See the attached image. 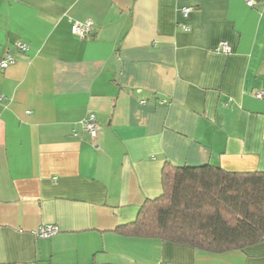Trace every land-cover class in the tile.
<instances>
[{
    "label": "crops",
    "instance_id": "0c3cea01",
    "mask_svg": "<svg viewBox=\"0 0 264 264\" xmlns=\"http://www.w3.org/2000/svg\"><path fill=\"white\" fill-rule=\"evenodd\" d=\"M6 55L0 264H264V242L212 254L115 232L162 194L165 164L264 172L263 0H0Z\"/></svg>",
    "mask_w": 264,
    "mask_h": 264
},
{
    "label": "trees",
    "instance_id": "16d2710c",
    "mask_svg": "<svg viewBox=\"0 0 264 264\" xmlns=\"http://www.w3.org/2000/svg\"><path fill=\"white\" fill-rule=\"evenodd\" d=\"M161 179L162 194L145 201L135 221L116 233L212 254L264 242V172L165 164Z\"/></svg>",
    "mask_w": 264,
    "mask_h": 264
},
{
    "label": "built area",
    "instance_id": "2783aa9c",
    "mask_svg": "<svg viewBox=\"0 0 264 264\" xmlns=\"http://www.w3.org/2000/svg\"><path fill=\"white\" fill-rule=\"evenodd\" d=\"M264 1V0H263ZM257 0H246V5L248 7H253L256 4ZM190 8H183L181 10V13L183 17H187L190 13ZM184 31H189L190 28L186 25L182 26ZM93 31V22L90 19H87L85 21H73L70 23V32L73 36L80 38V39H88L91 37ZM18 48H20L22 51L27 50V46L21 43H17ZM215 51L221 54H228L230 52V46L222 41L220 42L216 48ZM15 64V59L10 56L6 55L4 58L0 59V68L6 69L10 66ZM254 97L257 99L264 100V91L258 90L254 93ZM81 127L85 132H87L91 138V140H95L98 134L99 125L96 121V116L94 113H88L87 116L80 122ZM58 227L56 225H42L38 228L37 231H35V236L37 238H50L52 236H55L58 233Z\"/></svg>",
    "mask_w": 264,
    "mask_h": 264
},
{
    "label": "water",
    "instance_id": "95a60500",
    "mask_svg": "<svg viewBox=\"0 0 264 264\" xmlns=\"http://www.w3.org/2000/svg\"><path fill=\"white\" fill-rule=\"evenodd\" d=\"M119 70H120V68H119V66H118V74H119ZM118 74H117V77H118Z\"/></svg>",
    "mask_w": 264,
    "mask_h": 264
}]
</instances>
